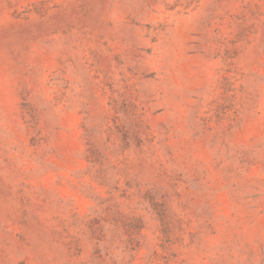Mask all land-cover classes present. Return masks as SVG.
Returning <instances> with one entry per match:
<instances>
[{"label": "rangeland", "instance_id": "374dc122", "mask_svg": "<svg viewBox=\"0 0 264 264\" xmlns=\"http://www.w3.org/2000/svg\"><path fill=\"white\" fill-rule=\"evenodd\" d=\"M0 264H264V0H0Z\"/></svg>", "mask_w": 264, "mask_h": 264}]
</instances>
